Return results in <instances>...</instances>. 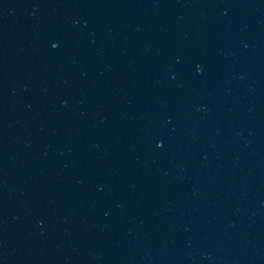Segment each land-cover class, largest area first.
I'll list each match as a JSON object with an SVG mask.
<instances>
[{"label":"water","instance_id":"obj_1","mask_svg":"<svg viewBox=\"0 0 264 264\" xmlns=\"http://www.w3.org/2000/svg\"><path fill=\"white\" fill-rule=\"evenodd\" d=\"M0 264H264V0H0Z\"/></svg>","mask_w":264,"mask_h":264}]
</instances>
